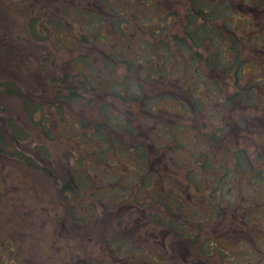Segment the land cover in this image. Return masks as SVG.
I'll return each instance as SVG.
<instances>
[{
  "label": "trees",
  "instance_id": "16d2710c",
  "mask_svg": "<svg viewBox=\"0 0 264 264\" xmlns=\"http://www.w3.org/2000/svg\"><path fill=\"white\" fill-rule=\"evenodd\" d=\"M57 1L42 3L32 0L34 14H26L25 19L13 23L22 27L29 18L26 24L29 39L15 37L18 41L22 40L19 51L15 52L9 44L14 39L10 38V31L0 35V154L9 158L21 157L36 167L43 166L49 177L52 168L57 170L58 202L62 203V209L53 214L49 212L47 218L50 220L53 217L63 233L84 238L86 227H91L93 233L94 227L99 226L97 221L107 220L109 223L108 215L113 212L117 217L121 208L119 204L114 205V200L133 204L135 196V204L140 209L143 201L142 209L145 208L148 213L155 212L149 208L168 205L162 199L164 193L162 196L156 193L157 176L154 172L160 164L167 163L173 168L181 155L190 157L193 150L190 154L187 152L183 133L188 130L205 132L203 130L207 128L199 126L201 120L208 122L209 119L222 117L223 124L230 122L231 129H239L237 124L243 125L239 118L242 114L251 118L254 124L262 120L264 123V87H258V79H252L255 84L241 77L246 59L264 63V48L258 47L260 43L264 44V0H180L185 1L176 3L185 9L181 18L177 11L172 14L163 12L165 6L162 5L155 9L157 17H147L143 6L147 9L156 4L155 0ZM60 3L66 5L64 13L57 11ZM176 4H173L175 8ZM46 6L50 10L49 18L60 13L61 21L47 17L40 19V7L45 9ZM172 15L179 18L175 29L169 26ZM240 20L246 23H240ZM155 24L158 26L155 27ZM74 28L78 32L75 35ZM72 40L82 43L83 53L75 48L60 49ZM248 40L253 43H248ZM49 41L52 46L47 50H51L55 61L63 69L61 81L54 77L50 85L59 82L65 90L58 91L45 107L39 89L35 90L39 96H30L25 79L7 78V75L10 74L8 65L15 62L14 55L25 57L27 50L33 48L27 47L29 42L43 47ZM116 44L120 47H110ZM205 46L210 48L207 56L199 50ZM244 52L251 57L243 58ZM97 55L109 61L111 56L122 57L116 68L121 77L112 85L111 91L102 89L99 70L93 67V62L99 61ZM153 55L159 56L158 62H153ZM173 61H178L176 67L179 70H187V74L183 73L187 86L184 91L180 87L177 90L176 82H173V95L168 96L164 91L167 87L159 85L157 77L168 69V62ZM186 62L188 67L185 68ZM17 64L20 65L16 66L19 71H26L22 68L24 63ZM31 65L32 60H29L27 69L34 68ZM229 76L236 85L233 91L226 79ZM107 85L105 87L108 88ZM84 92L89 93L91 98ZM5 97L19 98L20 104L16 106L18 118L6 114L9 107L3 105ZM213 100L224 111L218 114L219 117L210 115L207 110ZM98 104L99 108L96 107ZM168 106L175 109L169 115L164 113ZM95 108L99 113H86V110ZM4 116L7 118L4 119ZM3 120L7 127L1 129ZM33 126L36 127L35 133L31 128ZM220 128L216 132L225 129ZM72 133L73 141L70 140ZM234 133L230 131L225 139L223 134L210 136L207 132L212 140L207 139V143L217 140L219 149L223 145V151H235L237 148L231 147L236 143ZM60 137L63 139L60 140ZM262 142L260 139L255 142L250 140L255 147H261ZM76 149L79 155L73 159ZM243 149L235 156L240 158ZM209 152L197 153H204V157L210 159ZM116 160L126 169L129 167L126 164H132L130 167L137 182L134 180L125 185L118 177L113 182L122 187L117 185L116 190H112L103 185L97 191L94 187L97 180H87L92 172L90 167L95 170L97 166L109 165ZM1 183L4 185V182ZM128 188L134 192L132 199ZM83 201H91L93 205L92 211L85 216L82 215ZM117 223L119 225L108 232L109 236L99 234L97 237L100 242L96 246L115 259L108 260L107 264H116V260H123L128 253L123 236L125 222L119 218ZM28 234L20 233L22 238L13 237L12 241L4 240L0 234V256H3L0 264H18L13 252L30 237ZM76 254L79 255V252L68 251L66 256L75 259ZM86 261L91 262L93 258Z\"/></svg>",
  "mask_w": 264,
  "mask_h": 264
},
{
  "label": "rangeland",
  "instance_id": "374dc122",
  "mask_svg": "<svg viewBox=\"0 0 264 264\" xmlns=\"http://www.w3.org/2000/svg\"><path fill=\"white\" fill-rule=\"evenodd\" d=\"M42 3H46L48 0H40ZM57 1V0H56ZM55 2V1H54ZM59 3V1H57ZM185 1L180 0H155V3L153 6L150 7H144L146 10L147 17L154 16L157 17V13H155V9L157 6H165L163 12H168L169 14H172L173 11H177L180 18L185 9H183L180 5L176 3H184ZM70 4H73L72 2ZM173 4H176L175 8ZM64 5L63 3L59 4V7L57 8L58 12L64 13ZM46 9V10H45ZM43 9L40 7V15L38 16L40 19H44L47 17L49 18L48 14L50 13V10H48V6ZM26 14L32 16L34 12H32V0H0V30H7L10 38L13 37L12 41L9 43L11 45L12 49H15L14 51H19L22 47V40L18 41L15 37L26 39L29 35V32L27 31V21H24V25L22 27H18L17 25H13V23H17L18 20H21V18H26ZM59 15H54L49 19L58 21H61ZM67 17V15H66ZM10 19V20H8ZM169 26L170 29L177 28L179 24V18L176 17V15H172L169 20ZM241 21V20H240ZM239 22V21H238ZM41 22H39L40 24ZM240 23H246V21L242 20ZM158 25L155 24V27ZM243 27V25H242ZM74 35L78 33L74 28ZM264 33V32H263ZM26 34V35H24ZM6 36V34H4ZM24 35V36H23ZM139 38V37H137ZM29 39V37H28ZM68 45L61 46V50L65 48H75L79 52H84V48L81 47L82 43L80 41H67ZM66 42V44H67ZM248 43H253L251 40L247 41ZM264 42V39H263ZM261 46H258L260 48H264V44L260 43ZM50 46H52V43L49 41L45 46L40 47L38 45H34L33 43L29 42L28 48L33 47L29 50H27V54L25 57L22 56H15V62L11 63V65H8V71L10 74L7 75V78H16L18 80L25 79L26 85L28 86V92L30 96L37 97L40 93V99L41 102L45 107H47L48 102L50 101L51 97H53L58 91H64L65 86L59 85V82H56V85L51 86L50 80L54 77H57L61 81V74L63 73V69L61 66L55 61L54 57L52 56L51 50H47ZM111 48H119L120 44L116 45H110ZM25 49V47H23ZM52 51H55V47L51 48ZM204 56H207L210 52V48L205 46L201 47L199 49ZM57 51H60L59 49ZM99 58V61H94L93 67L98 68L99 70V80L101 82V86L103 90L111 91L113 90L112 85L116 83V80L121 77V74H119L116 71V68L119 66L120 62L119 59H122L120 57L118 59L117 56H111V60H102L101 55H97ZM250 58L251 54L243 53V58ZM30 58V59H29ZM57 59H60L57 57ZM32 60V65L30 67L34 68H28V61ZM159 61V56L153 55V62ZM247 62L244 63V75L241 76L242 80L245 77V80H252V79H258V87L262 85L264 87V63L260 64L259 62H249V59H246ZM2 62L0 61V64ZM25 64L22 66V68H25L26 71H19L18 67L19 64ZM3 65V64H2ZM178 65V61L168 62V69L163 70L164 73H160L157 77L158 84L161 86H166L167 88H164V91L166 90V94L168 96L173 95L171 87H173V82H176V86L183 91L185 90L187 83L185 80V76H183V73H186L187 70L183 68L179 70L176 66ZM18 66V67H16ZM185 68L188 67V63H185ZM243 67V66H242ZM243 69L241 73L243 72ZM143 71V70H142ZM169 71V72H168ZM184 71V72H182ZM189 73H193L192 71H188ZM169 74V75H168ZM187 74V73H186ZM132 78V75H130ZM1 78V74H0ZM178 80H177V79ZM228 80V85L232 86L231 91H233L236 88V85L233 84V79L231 76L226 77ZM262 79V80H260ZM28 80V81H27ZM177 80V81H176ZM253 81V80H252ZM254 82V81H253ZM108 83V88L105 87V84ZM255 83V82H254ZM256 84V83H255ZM242 85V84H241ZM244 85V83H243ZM40 90L39 93H35V90ZM61 88V89H60ZM228 89V87H226ZM85 93V92H84ZM89 98H91V95L89 93H85ZM108 93H105L104 95H107ZM183 96V95H180ZM102 98L101 100H103ZM173 100V98H172ZM262 101L264 102V98H262ZM15 104V105H14ZM20 104L19 98L14 97H5L3 98V105H6V114H12L14 117L18 118V110L17 107ZM99 104L96 106L99 108ZM221 105L218 104L216 101H211L210 106L207 108L209 110V114L212 116H218L220 113H223L224 111L219 109ZM11 107H15L14 109H11ZM20 108V106H19ZM95 108L94 110H86L87 114H97L99 113V110ZM175 109L171 106H168L164 113L169 115L171 112H173ZM4 119L7 118V116L3 117ZM16 120V119H15ZM217 121V119H215ZM152 124V123H150ZM7 127L6 121L3 120V126L1 129ZM30 128V127H29ZM35 133L36 127H31ZM202 128V127H201ZM204 129V128H203ZM62 131V130H61ZM67 133H70V131H66ZM63 133V132H62ZM34 135V134H33ZM185 136V142L187 145V152L189 153L191 150H193V157L199 158L206 153L207 150H211L212 153V159L216 161L218 159L217 155L221 154V151H223V147L221 146L220 149L218 147V143L213 142V146L207 143V131L205 132H199L194 133L191 130H188L183 133ZM252 136H254L252 134ZM63 138L60 137V140ZM263 138H261L262 140ZM73 141V133L72 138L70 139ZM250 140L252 141L253 138H250L246 140L245 138L242 139V146L246 148L245 153H241V158H245L246 155L251 156L252 158L255 157L258 154V150L255 149L253 145L250 144ZM263 141V140H262ZM216 145H215V144ZM241 143L237 142L231 147H238ZM230 147V148H231ZM185 149V150H186ZM55 150H53L54 152ZM64 150H62L63 152ZM66 151V150H65ZM77 151V149H76ZM204 151V153H197ZM227 152V151H224ZM264 155V151L262 152ZM231 154V153H230ZM79 155L78 151L74 153L73 159H75ZM233 158H236L235 155L231 154ZM183 159H189L190 157H187L186 154L181 155ZM264 161V159H263ZM245 164V163H244ZM129 167L127 169L122 167L118 164L117 160L116 162H110L109 165H103V166H97L94 170V168L91 166L92 172L90 173V177L87 180L95 181L97 180L96 190L100 186H108L112 190H116V186L122 187L120 184H116L113 181L115 178H120V181L124 183L125 185H128V182L130 181H136L137 178L135 173L133 172L132 168L130 167L132 164L128 163L126 164ZM263 165V171H264V163L259 164ZM123 169L125 170L126 174L124 173ZM46 168L43 166L36 167L34 164L26 162L25 159L21 157L16 158H9L6 157V154H0V181L4 182V185L0 184V234L2 238H5L4 240L9 239V241H12L11 239L15 237L16 239H20L22 237H19L20 233H27L29 232L28 236H30L27 240H23V245L19 244L18 249L13 252L15 255V259L18 264H82L80 260L85 262V264H107L109 260V255L105 252V250H100L96 246L100 242L98 240V235L103 234L104 236L108 235V232H111L112 228L114 226H118L119 224L117 221H119V217H115V214L111 212L107 219L110 221H97L99 223V226L97 225L93 229V233L91 232V227H86V233L85 237H78L76 235H65L63 238L66 241H62L61 239V230H60V224L57 225V222L53 217L48 220L47 214L52 211V214L58 210L61 212L62 209V203L58 202V188L59 185H57V170L55 168H52L50 171V176L45 172ZM246 170V169H245ZM4 177V178H3ZM2 178V179H1ZM95 178V179H94ZM236 177L233 178H226V180L223 183V188H221V185L219 183L215 187L218 190H221L219 193V207L215 208L216 215L218 217H221V208L223 206H228L230 203L232 205H237L236 203L238 201H242V205H246L249 203V199H244L243 196L252 197L255 196V193L257 190H264L263 187H251L249 188L247 185L243 184L242 182H238L235 180ZM238 183V184H236ZM113 187V188H112ZM154 188V187H153ZM130 190V197L132 199V194L134 193L131 188H128ZM261 191V192H262ZM259 192V191H258ZM259 192L258 195L261 193ZM135 198V196H134ZM132 199L133 204H127L123 202H116L114 200V205L119 204V207H134L136 209H139V206L135 204V199ZM260 198V197H259ZM260 200H264L263 198H260ZM129 201V199L127 200ZM212 203H216L212 201ZM144 202L142 201V206ZM264 204V203H262ZM140 205V203H139ZM230 205V206H232ZM92 203L91 201H83L82 204V215H88L92 211ZM117 213V212H116ZM123 217H126V213L123 214ZM114 218V219H113ZM117 218V219H116ZM122 222V220H121ZM96 223V224H97ZM124 223V221H123ZM109 236V235H108ZM137 238V237H134ZM106 240L107 238H103ZM139 239V237H138ZM1 241V240H0ZM54 243L50 245L52 242ZM2 243V242H1ZM138 243L141 244L140 239L138 240ZM11 245V244H9ZM8 245V247H9ZM7 247V248H8ZM146 247V246H145ZM232 249H236L238 253V250L242 249L243 255L247 256L246 259H249V261H252L253 264H264V245L261 248L262 252L260 253V256H250L249 254L245 253L244 250H246L245 243H242L241 246H236L234 242H231L228 250L232 252ZM68 251H78L79 255L76 254V258H68L66 256V253ZM1 252V250H0ZM7 255V254H5ZM12 255V252H11ZM3 256H0V258ZM6 257V256H5ZM93 258V261L88 262L86 260ZM246 259L243 261L241 259L239 261V264H248L249 261L246 262ZM228 264H231L228 262Z\"/></svg>",
  "mask_w": 264,
  "mask_h": 264
},
{
  "label": "flooded vegetation",
  "instance_id": "af4514ba",
  "mask_svg": "<svg viewBox=\"0 0 264 264\" xmlns=\"http://www.w3.org/2000/svg\"><path fill=\"white\" fill-rule=\"evenodd\" d=\"M239 118L243 122V125L237 124L239 129H231L230 122L223 124L222 117L199 122V126L207 128L203 131H207L210 136L214 133L221 136L223 134L226 139L230 131L235 132V142L241 143L235 151H221L216 161L212 159L211 152L210 159L204 155L195 158L189 153V159L176 160L178 162L174 163L173 168L167 163L156 167V193L161 196L164 193L165 197L162 199L168 205L149 208L155 210L154 213H148L145 208L142 209L143 206L140 209L121 207L118 210V217L125 222L123 236L128 253L123 260H116V264H239L247 256L243 255L242 249L238 250L239 254L235 253L236 249L230 252L228 247L231 242L236 246L245 243L244 251L250 256L261 255L264 245V200L260 198L264 199V190H257L254 192L255 196L249 198L243 196L244 199H249L246 205L238 201L235 206L232 203V206H223L221 217L214 211L221 201V190L215 187L219 183L223 188L226 178L236 177V181L249 188L264 186L263 165H259L264 163L263 120L254 124L251 118L242 114ZM215 119L221 124L214 122ZM219 126L221 130L225 128L222 132L227 134L216 132ZM209 135L208 141H212ZM243 138H253L252 142L263 138L261 147L254 146L258 149L255 157L231 156L244 148ZM210 145L212 147L213 143ZM245 150L246 148L242 153ZM258 191L262 192L258 195ZM124 213L126 217H123ZM60 232L62 241H65V235H73ZM138 237L141 244L138 243ZM151 257L157 263L149 260ZM111 259L115 260L112 255L109 256V262ZM248 264L253 262L249 261Z\"/></svg>",
  "mask_w": 264,
  "mask_h": 264
}]
</instances>
